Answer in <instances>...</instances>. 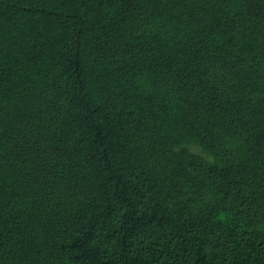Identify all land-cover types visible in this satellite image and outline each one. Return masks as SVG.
I'll use <instances>...</instances> for the list:
<instances>
[{"label": "trees", "instance_id": "trees-1", "mask_svg": "<svg viewBox=\"0 0 264 264\" xmlns=\"http://www.w3.org/2000/svg\"><path fill=\"white\" fill-rule=\"evenodd\" d=\"M0 264H264V0H0Z\"/></svg>", "mask_w": 264, "mask_h": 264}]
</instances>
